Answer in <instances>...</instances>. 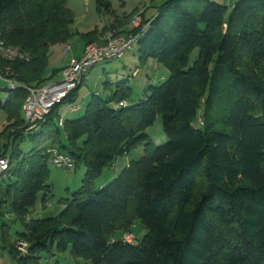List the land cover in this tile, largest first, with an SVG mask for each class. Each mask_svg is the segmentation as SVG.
Here are the masks:
<instances>
[{"label": "trees", "instance_id": "obj_1", "mask_svg": "<svg viewBox=\"0 0 264 264\" xmlns=\"http://www.w3.org/2000/svg\"><path fill=\"white\" fill-rule=\"evenodd\" d=\"M95 1L98 14L115 17L109 0ZM66 3L0 0L1 39L28 56L0 58V81L15 83L0 87L8 92L0 109L14 120L5 134L12 154L0 206L10 202L24 227L17 240L28 243L26 254L12 246L16 263L47 264L42 254L52 259L68 251L90 264H264V0H239L228 11L209 0H167L152 19L143 11L136 54L167 69L164 81L149 85L136 103L126 86L107 101L95 93L81 116L60 125L59 108L75 104L80 85L50 110L31 135L30 152L11 168L24 133L34 131L20 116L26 87L52 78L56 70L45 76L49 49L71 37L74 15ZM116 25L84 34L85 45ZM222 92L229 102L221 111L215 99ZM122 100L128 106L113 107ZM157 116L168 140L160 146L146 134ZM138 143L143 155L95 186ZM50 146L70 156L72 166H84L81 186L60 200L58 215L29 219L37 196L44 204L50 194ZM137 220L146 233L123 243L120 236Z\"/></svg>", "mask_w": 264, "mask_h": 264}, {"label": "rangeland", "instance_id": "obj_2", "mask_svg": "<svg viewBox=\"0 0 264 264\" xmlns=\"http://www.w3.org/2000/svg\"><path fill=\"white\" fill-rule=\"evenodd\" d=\"M167 0H111V6L114 10V15H135L138 12L146 11L147 16H151L162 3ZM220 4L225 7L227 11L230 7L239 0H209ZM67 7L73 12L74 21L71 26V37L68 40L69 46L65 49V43L53 44L49 49L48 64L45 76L49 77L54 70L59 73L65 63L72 58L73 49L83 44V35L87 34L94 29L98 31L102 30V23L108 19L114 18V16H108L105 13L98 14L96 12V1L95 0H67ZM116 12V13H115ZM116 16V15H115ZM133 16L130 18L132 19ZM128 21V28H129ZM109 30H119L109 29ZM128 31V30H127ZM125 32V31H124ZM119 31V33H124ZM100 33V32H99ZM104 33V32H103ZM97 40V39H96ZM94 40V41H96ZM92 42V41H91ZM90 43V42H89ZM88 44V43H87ZM67 45V44H66ZM65 49V50H64ZM137 44L133 45V48L126 52L125 56L119 60H107L105 62L97 64L91 68L86 74L81 86L78 89V94L75 104L80 106V110L76 113L63 114V119H72L81 116L87 104L93 98V94L97 93L98 98L107 101L112 98V95L116 91L117 86H126L132 89V93L129 97L131 103H136L138 100L143 98L144 92L147 90L149 85L157 86L161 84L164 79L161 76H168V71L163 66L158 65V69L153 68L156 63L153 59L148 60L146 63H141L136 54ZM81 56V54H80ZM80 56H78L80 58ZM198 56V48H195L189 56V65H191ZM78 58V59H79ZM77 60V59H75ZM74 61V60H73ZM138 69V74L133 75V71ZM137 72V71H136ZM145 80V81H144ZM147 81V83H146ZM144 82V83H143ZM7 82L0 81V87H6ZM8 97V92L0 91V101L4 102ZM216 107H225L229 102V96L225 93H221L220 97L215 99ZM64 105L59 108V112L64 110ZM21 118H24L23 112H20ZM14 124V120L10 118L9 114L0 109V153L6 154L10 157L12 154V146H7V138L5 134ZM194 126H198L195 123ZM36 130L24 133V137L19 142V150L21 156L17 160L12 159L11 168L15 167L18 161H21L22 154L29 153L33 147V141L31 135ZM7 132V133H6ZM146 134L149 136V140L155 146H160L166 143L168 140L163 132L162 119L157 116L155 121L146 130ZM144 143H138L135 145L128 155L118 157L112 168H105L101 176L94 182L95 186L100 184L106 185L112 179H114L124 168L126 162L136 161L143 155ZM49 177L47 185L50 190V194L47 195L46 202L42 204L41 198L42 193L37 196L34 207L30 210L29 219H41L54 217L63 209L60 204L62 198L69 196L71 192L76 191L81 186V180L84 175L85 169L82 164L78 166H72L70 169H62L55 167L50 161L47 164ZM4 179V178H2ZM0 179V180H2ZM9 183L7 179L5 184ZM0 184L5 185L2 181ZM24 227L21 222L16 219L10 208V202L3 203L0 206V264H17L15 256L11 253L12 246L16 249L15 244L19 237L18 234L23 232ZM135 240L139 242L142 236L146 233L140 221H136L131 232ZM28 243L24 240H20ZM17 250V249H16ZM42 262L47 264H90L82 259H72L67 252L63 254H56L52 259L48 255L42 254Z\"/></svg>", "mask_w": 264, "mask_h": 264}, {"label": "built area", "instance_id": "obj_3", "mask_svg": "<svg viewBox=\"0 0 264 264\" xmlns=\"http://www.w3.org/2000/svg\"><path fill=\"white\" fill-rule=\"evenodd\" d=\"M142 13H136L129 22L128 31L119 33L116 30H107L102 33L96 41L86 44L83 48L79 59L71 61V63L62 70L61 78L55 82L44 83L38 86H27V96L22 106L25 126L28 131L38 129L39 125L45 121V117L50 110L56 105H62L69 95L79 87L89 70L97 64L107 60L122 59L126 52L137 44L141 37L142 30L146 25H142ZM139 30V31H138ZM0 58L6 61L16 59L28 60V56L19 48L7 46L1 39L0 32ZM136 71L133 75H136ZM3 78L0 76V80ZM10 88L15 86L13 81L7 80ZM128 102L122 100L113 105L114 108L126 107ZM68 111L76 112L79 110L78 104L66 106ZM201 123V122H200ZM62 124V119H59ZM46 153L49 155V161L55 167L62 169H70L72 167V159L67 154L60 152L55 147H47ZM10 162L8 157H0V179L8 175ZM123 243L133 244L136 242L131 232L124 233L120 236ZM15 247L22 254L27 253L28 245L20 240L16 241Z\"/></svg>", "mask_w": 264, "mask_h": 264}, {"label": "crops", "instance_id": "obj_4", "mask_svg": "<svg viewBox=\"0 0 264 264\" xmlns=\"http://www.w3.org/2000/svg\"><path fill=\"white\" fill-rule=\"evenodd\" d=\"M87 1H89V0H87ZM111 0H109V2H110ZM111 3V2H110ZM111 8H112V6H111ZM70 9V8H69ZM71 10V9H70ZM114 11V10H113ZM97 12V11H96ZM116 13V12H115ZM155 14H156V11L151 15V16H147V12L144 10V18L145 19H152V17H154L155 16ZM116 16L114 17V18H111L110 16V19H108L106 22H103L102 23V27L104 28V27H107V26H109L110 24H112L113 22H114V20H118V22H119V25H116L117 27V30H119V31H121V32H126L127 30H128V22H126L125 20V15H118V13H116L115 14ZM75 17V16H74ZM72 26V25H71ZM71 26H70V31H71ZM69 42V41H68ZM68 42L67 43H65V49H66V51L69 49L70 50V46L68 45ZM67 44V45H66ZM67 46H69V48L67 47ZM84 46H85V41L83 40V44L80 46L79 45V47H75L74 49H73V47L71 48V50H73V53H72V58H71V61H73V60H75V59H78L79 57L78 56H80V54H82V51H83V48H84ZM68 49H67V48ZM64 49V50H65ZM71 61L70 60H68L66 63H65V65L62 67V69H61V71L59 72V73H55V74H53L52 75V78L50 79V80H48L46 83H49V82H55V81H57V80H59L60 78H61V75H62V70L65 68V67H67L70 63H71ZM155 65L153 66V68H155V69H158V64L157 63H154ZM135 70H137V74H138V69H135ZM133 73V72H132ZM136 74V75H137ZM164 78H166V76H161V79H164ZM145 81V80H144ZM144 83V82H143ZM146 83H147V81H146ZM78 94V93H77ZM129 101H130V99H129ZM70 114V113H75V112H69L65 107H64V110L62 111V112H59V116H60V118L62 119V120H64L63 119V114ZM75 118V117H74ZM128 163L129 162H126L125 163V166H127L128 165ZM124 166V167H125ZM99 186H103V184H100Z\"/></svg>", "mask_w": 264, "mask_h": 264}]
</instances>
